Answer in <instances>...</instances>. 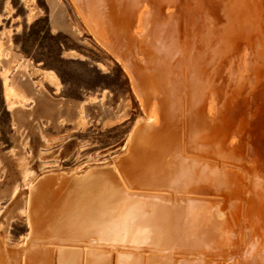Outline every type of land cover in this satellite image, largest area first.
I'll return each instance as SVG.
<instances>
[{"label":"rangeland","instance_id":"obj_1","mask_svg":"<svg viewBox=\"0 0 264 264\" xmlns=\"http://www.w3.org/2000/svg\"><path fill=\"white\" fill-rule=\"evenodd\" d=\"M156 1L160 17L167 14V3L171 6L180 53L193 59L191 68L196 67L202 90L198 92L202 110L193 123L205 122L192 134L196 137L192 141L202 146L188 151L194 157L189 183L198 193L191 189L193 195L209 205L206 213L197 214L196 222L210 214L222 223L204 244L203 260L264 264V0ZM33 3L37 12L27 21L28 7L22 0H0V43L7 49L4 59L13 61L7 73L0 64V244L8 249H18L29 230L23 211L26 182L57 180L76 167L110 166L114 157L123 156L121 147L135 119L145 116L129 75L89 33L76 32L80 24L69 0ZM52 20L62 28L52 31ZM69 50L78 57L63 53ZM134 57L149 59L146 52L136 51ZM22 59L30 66L17 71L16 63ZM42 70L55 72L58 89L41 78ZM12 76L32 97L23 102L25 110L21 107L27 112L31 106L30 117L14 114L28 136L25 145L15 136L3 94L4 80ZM208 106L214 113L205 111ZM78 111L85 118L82 126L73 122ZM12 148L17 157L27 159L14 168ZM14 181L19 190L12 197L9 186Z\"/></svg>","mask_w":264,"mask_h":264},{"label":"bare ground","instance_id":"obj_2","mask_svg":"<svg viewBox=\"0 0 264 264\" xmlns=\"http://www.w3.org/2000/svg\"><path fill=\"white\" fill-rule=\"evenodd\" d=\"M22 1L28 7L26 16L30 21L36 7L33 0ZM153 1L69 0L80 24L76 32L89 33L110 54L111 61L129 75L134 96L140 106H145V116L135 119L127 133L121 147L123 159L114 157L110 166H88L83 170L76 167L57 180L43 177L26 182L23 211L29 230L18 249L0 244V264H205L204 244L222 223L210 214L196 222L197 214L203 210L206 213L209 205L205 207L206 202L193 195L197 191L189 183L194 168L190 158L194 157L188 151L192 147L196 150L199 142L193 140V146L192 139L196 137L192 134L197 125L205 122L193 123L202 108L199 78L196 67L191 68L193 59L180 53L171 6L167 3V14L160 17ZM60 28L59 21L52 20V31ZM5 49L0 43V64L7 73L12 70L13 61L4 59ZM136 51L146 52L149 59L137 60ZM63 53L70 57L79 55L74 50ZM27 66L30 62L22 59L15 69ZM41 73L42 79L58 89L60 81L55 72ZM3 94L13 115L15 136L25 145L28 136L14 114L21 112L30 117L31 106L23 112V102L32 97L13 76L4 80ZM211 107L203 109L213 112ZM73 122L76 126L85 123L81 112L75 113ZM216 141L219 143L220 139ZM14 148L13 168L26 159L25 155L17 157ZM18 186L15 181L9 186L12 197L18 193Z\"/></svg>","mask_w":264,"mask_h":264}]
</instances>
